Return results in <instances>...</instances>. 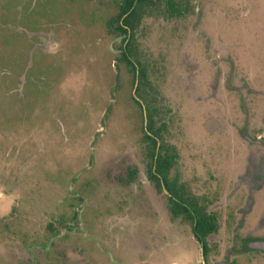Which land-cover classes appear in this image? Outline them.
Instances as JSON below:
<instances>
[{"label": "rangeland", "instance_id": "1", "mask_svg": "<svg viewBox=\"0 0 264 264\" xmlns=\"http://www.w3.org/2000/svg\"><path fill=\"white\" fill-rule=\"evenodd\" d=\"M178 1L146 9L132 47L171 173L210 208L264 207V0ZM113 3L0 0V264H264L245 246L264 241V210H207L204 258L145 177Z\"/></svg>", "mask_w": 264, "mask_h": 264}, {"label": "trees", "instance_id": "2", "mask_svg": "<svg viewBox=\"0 0 264 264\" xmlns=\"http://www.w3.org/2000/svg\"><path fill=\"white\" fill-rule=\"evenodd\" d=\"M64 1L69 2V0ZM159 5H163L170 16L181 15V5L178 0H114V12L104 25L106 32L112 37L124 35L119 42V52L112 58L116 61L115 77L118 81L119 72H123L131 86L137 80L135 97L142 103L132 95L130 98L138 106L141 117H143V107L146 113L147 129L143 124L140 125V148L143 153L145 177L152 182L157 193H162L167 198L171 218L177 216L181 218V221L191 224L194 237L202 243V255L205 258L206 237L217 230V217L215 213L204 210L205 207H209L208 202L202 198L199 200L193 195L187 184L180 180L179 175H171V168L176 162L177 155L164 138L165 124L159 122L156 107L152 104L151 98H146L150 88L147 70L132 50L138 19L142 17L146 9ZM122 43L125 44L122 45ZM135 175L136 170L129 169L126 181L133 182ZM161 181L168 194L163 191Z\"/></svg>", "mask_w": 264, "mask_h": 264}, {"label": "flooded vegetation", "instance_id": "3", "mask_svg": "<svg viewBox=\"0 0 264 264\" xmlns=\"http://www.w3.org/2000/svg\"><path fill=\"white\" fill-rule=\"evenodd\" d=\"M246 139H248V137L246 138ZM250 140V139H249ZM251 142H254V144L256 143V145H258V146H264V144L263 143H260L258 140H250ZM261 173V172H260ZM262 173H264V171L262 170ZM172 175H174V174H172ZM157 177H158V175H156ZM161 185H162V182H161ZM162 188H163V191L166 193V194H168L167 193V191L164 189V187H163V185H162ZM251 195H252V193H250V195H249V198H251ZM199 200H201V198H199ZM204 210H264V207H253L251 204L249 205V206H246V207H242V206H237V207H231V208H218V209H215V208H210V207H208V208H204ZM247 242V241H246Z\"/></svg>", "mask_w": 264, "mask_h": 264}, {"label": "water", "instance_id": "4", "mask_svg": "<svg viewBox=\"0 0 264 264\" xmlns=\"http://www.w3.org/2000/svg\"><path fill=\"white\" fill-rule=\"evenodd\" d=\"M161 182H162V185L164 187L163 181H161ZM164 189H165V187H164ZM245 246L248 247V248L264 250V241H260V240H258V241H249V242H247L245 244Z\"/></svg>", "mask_w": 264, "mask_h": 264}]
</instances>
